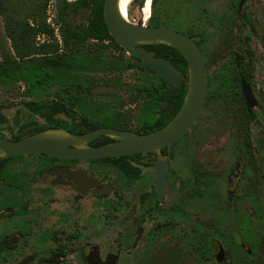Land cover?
Listing matches in <instances>:
<instances>
[{
    "label": "flooded vegetation",
    "instance_id": "1",
    "mask_svg": "<svg viewBox=\"0 0 264 264\" xmlns=\"http://www.w3.org/2000/svg\"><path fill=\"white\" fill-rule=\"evenodd\" d=\"M250 1L229 0L220 18L218 60L224 64L214 75L209 71L203 35L159 24L151 16V3L147 19L142 8V23H132L175 30L194 39L208 72L202 110L207 100L234 107V126L243 137L234 146L236 160L224 180L211 174V168H203L205 148H195L188 139L202 110L169 149L87 157L90 150L121 143L113 132L147 136L179 111L187 91V63L183 56L185 64L158 56L154 46L159 44L143 48L183 75L179 87L163 81L150 68L137 66L140 59L114 48L111 40L104 41L106 47L101 50L97 40L90 48L77 50L74 57L79 63L75 74L68 75L71 78L0 82L5 90L0 138L17 141L54 129L82 138L78 145L67 147L78 151L79 157L28 154L0 159V203L11 204L0 207V223L19 224L18 229L0 233V254L41 250L19 264H65L71 248L77 249L81 264H92L91 260L95 264H264V192L259 188L258 147L250 139L259 98L251 81L249 38L243 36V27L251 31L255 20L254 6L249 14L245 11ZM153 22L159 26L153 27ZM263 37L264 33V48ZM243 83L256 102L253 108L247 106ZM215 85L220 94L210 97ZM181 87L185 94L179 105ZM98 131L102 133L84 139ZM162 161L167 165L164 187L159 186L163 173L157 176L151 170ZM185 171L189 176L182 175ZM186 190L189 200L184 208ZM71 223L73 230L68 229ZM104 227L110 228L113 237L106 251L99 242Z\"/></svg>",
    "mask_w": 264,
    "mask_h": 264
},
{
    "label": "rangeland",
    "instance_id": "2",
    "mask_svg": "<svg viewBox=\"0 0 264 264\" xmlns=\"http://www.w3.org/2000/svg\"><path fill=\"white\" fill-rule=\"evenodd\" d=\"M74 1L70 0L69 2ZM60 2L61 0L48 1L46 7V22L54 28V36L38 35L35 39L37 45L55 42L61 44L60 32L64 26V22L59 19L58 15ZM144 2V0H133L131 2L127 14V20L129 22L134 24L142 23L145 16V12H143ZM228 3L229 0H152L151 16L153 20H156L159 24L166 27L203 35L209 51V55H207L209 71L214 75L218 73L220 67L224 64V61L221 62L218 60L221 53L222 40L220 18L224 16V11L228 7ZM253 6L256 9V13L254 14L255 20L249 26L251 31L243 27V36L249 38L248 46L253 54L252 66L254 67L252 69L253 75L251 81L254 93L259 98V106L254 110L257 114V119L250 124V139L252 144L258 147L259 188L261 189L262 187V191L264 192V48L261 44V37L264 33V0H251L245 7V11L249 14ZM86 17L87 15L83 10L68 11L64 20L66 25L73 29L83 24L86 21ZM145 22L147 24L150 21L147 20ZM241 48H244V45ZM2 49L5 52L7 51V53L13 54L10 41L5 36L3 23L0 18V51ZM60 53L74 55L73 51L65 49ZM72 59L76 65L79 63L77 57H73ZM30 63V59L20 61V65H22L21 71L28 74V81H34L35 70L33 64ZM75 72L76 70L72 68L68 71V75H74ZM5 81L22 80H0V82ZM0 86H2L1 83ZM4 91V89L0 88V103L5 95ZM234 112V107L224 106L214 100H207L188 138L195 148L198 146L205 148L203 156L205 157L206 166L202 163L203 168H211V174L213 172L214 176L216 175L222 178V180H224L225 175L229 172L230 167L234 166L236 160L234 146L241 144L243 137L242 133L234 126ZM0 131H4V128L0 127ZM7 136H9L8 133ZM180 144L182 143L180 142ZM209 161L213 163H207ZM182 175L189 176L186 171ZM187 192V190L184 192V199L186 200V202H183L184 208L187 207L189 200L188 196L186 197ZM261 198L264 199L262 196ZM9 205H11L10 202L0 203V207L2 208ZM18 225L11 221L7 225L0 223V233L7 229H18ZM74 228L75 225L71 223L68 229L73 230ZM104 228L106 232L99 236V242L105 246L104 251H106L108 249V243L113 237L110 228ZM116 232L117 230L114 228V235ZM40 251L39 249H14L4 251L0 254L3 257V261L0 264H19L27 256ZM76 251V248L68 249L65 264H81ZM30 264L36 263L31 262ZM121 264H123V261Z\"/></svg>",
    "mask_w": 264,
    "mask_h": 264
},
{
    "label": "water",
    "instance_id": "3",
    "mask_svg": "<svg viewBox=\"0 0 264 264\" xmlns=\"http://www.w3.org/2000/svg\"><path fill=\"white\" fill-rule=\"evenodd\" d=\"M103 18L110 36L118 46L134 58L140 59V62L136 63L137 66L148 67L157 73L163 81L179 87L183 75L176 71L168 61L154 58L152 54L145 51L143 46L162 44L177 50L187 63L188 84L179 111L163 128L147 136L113 132L112 136L121 140V143L90 150L87 153V157L100 158L142 149L147 151H157L164 147L169 149L177 139L192 127L205 102L208 72L201 52L194 39L183 33L167 28H148L143 25L130 23L120 14L118 0H104ZM242 91L247 106L253 108L256 102L250 88L243 83ZM99 133L102 132H95L93 136L84 139L93 138ZM81 140V137L62 129L42 131L17 141L0 138V159L28 154H43L51 157H79L80 153L78 151H70L67 147L69 145H78ZM166 169L165 161L159 162L155 167L151 168L157 176H159V173H163V179L159 183L161 187L165 185ZM90 263L95 264L93 260Z\"/></svg>",
    "mask_w": 264,
    "mask_h": 264
},
{
    "label": "trees",
    "instance_id": "4",
    "mask_svg": "<svg viewBox=\"0 0 264 264\" xmlns=\"http://www.w3.org/2000/svg\"><path fill=\"white\" fill-rule=\"evenodd\" d=\"M48 1L0 0V18L5 36L10 41V47L13 50V54L3 49L0 51V80L28 81V74L21 71L22 65H20V61L26 59H30L33 64L34 81L62 80L68 76L69 70L76 67L72 59L74 55L60 53L63 49L71 50L75 54L79 49L90 48L89 45L96 40L100 50L106 47L103 45L106 40H111L114 48L121 49L106 27L103 18L104 0H75L71 3L61 0L58 14L59 19L64 22L60 32L61 44L55 42L37 45L35 39L38 35L54 36V28L46 22ZM80 10L86 13V21L76 28H69L64 20L67 12ZM152 26L158 27L159 25L153 22ZM262 40L264 43V37ZM154 48L158 56L170 61H172L171 58L178 59L185 64L182 55L174 48L162 44L155 45ZM70 76L66 78H71ZM178 92V104L180 105L185 94L184 87L179 88ZM219 94V86L215 85L209 96L215 97ZM0 119H3L1 114Z\"/></svg>",
    "mask_w": 264,
    "mask_h": 264
},
{
    "label": "bare ground",
    "instance_id": "5",
    "mask_svg": "<svg viewBox=\"0 0 264 264\" xmlns=\"http://www.w3.org/2000/svg\"><path fill=\"white\" fill-rule=\"evenodd\" d=\"M133 0H118V7H119V11H120V14L122 15V17L126 18L127 19V14H128V7L129 5L131 4ZM150 3H151V0H147L146 2V7H145V12H146V17L145 19H147V12H148V9L150 7Z\"/></svg>",
    "mask_w": 264,
    "mask_h": 264
},
{
    "label": "built area",
    "instance_id": "6",
    "mask_svg": "<svg viewBox=\"0 0 264 264\" xmlns=\"http://www.w3.org/2000/svg\"><path fill=\"white\" fill-rule=\"evenodd\" d=\"M65 1L69 2L70 0H65Z\"/></svg>",
    "mask_w": 264,
    "mask_h": 264
}]
</instances>
